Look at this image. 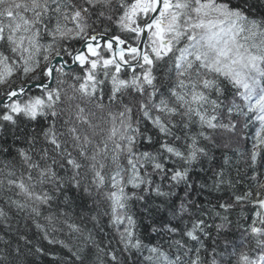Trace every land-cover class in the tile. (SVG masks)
Masks as SVG:
<instances>
[{
    "label": "snow or ice",
    "instance_id": "6c2138e0",
    "mask_svg": "<svg viewBox=\"0 0 264 264\" xmlns=\"http://www.w3.org/2000/svg\"><path fill=\"white\" fill-rule=\"evenodd\" d=\"M22 121L0 264H264V181L195 174L213 147L264 169V0H0V134Z\"/></svg>",
    "mask_w": 264,
    "mask_h": 264
},
{
    "label": "trees",
    "instance_id": "16d2710c",
    "mask_svg": "<svg viewBox=\"0 0 264 264\" xmlns=\"http://www.w3.org/2000/svg\"><path fill=\"white\" fill-rule=\"evenodd\" d=\"M32 126L33 125H28V124H26L25 122L22 121L20 127L23 128L24 131L23 132H19V131L9 130L5 134H0V144H4V145L8 146L11 149V151L14 153L16 147L23 146L22 141L15 139V137L24 135V133H27L28 131H30V128ZM228 150L224 149V148H215V147H213L211 149L210 155L212 157H214V158L213 159H205L202 162V164L197 165L195 167V174L199 175L201 178H207V177H204L203 175L206 174V173H210L208 175V177H210L211 176V171H209V169H215L219 165L224 164V161H225L226 158L228 160H230L229 156L222 155L224 152H227V153H229L232 156V158L229 161V163L225 164L224 166H225L226 171H229L231 173L232 177H235V178L238 179V181H239L238 184H237V190L238 191H244V190L248 189L249 187L255 188L256 179L264 181V175H260V173H264V169H260V168H258L257 171H255V172L250 171L247 168H243L242 172L246 173V174H244L242 176V179L240 177H237L236 167L241 164V161L239 159V154L238 153L234 154L232 151H230V149H228ZM0 158H3V157H0ZM201 168H203L204 171H201ZM254 177L256 179H254ZM209 183H211L210 179H209ZM75 195L76 194H74V193H71V192L69 193V196H73L74 198H75ZM220 196H223L225 199H227L228 194L223 192V191H220V192L212 193V195L209 196L208 191L205 190L203 195L197 197V199L203 200V201H205V203H207L208 199H213V198L220 197ZM80 202H81L80 200L76 201L77 204H79ZM140 207H141L140 205H136L134 210L138 209ZM79 210L80 209H77V211H79ZM138 215L140 217H143L146 214L141 211V212H139ZM230 218L235 220L236 219V214L233 213V215ZM211 223H212V220L209 219V224H211ZM216 223L217 224L220 223L219 219L216 220ZM149 230H150L149 221L147 219H144L143 222L140 225V232L144 236L146 241L148 239V238H146V236H148V237L152 236L151 233L150 234L148 233ZM230 230H232L231 234L233 235V237H229L228 236V232H227L228 240L233 241V242H235L237 244L242 243L243 241L241 239L240 229L235 227V226H233ZM0 235H3V233L0 232ZM152 239L154 241L155 237L152 236ZM209 242H211V241L209 240ZM41 264H43V262H41Z\"/></svg>",
    "mask_w": 264,
    "mask_h": 264
},
{
    "label": "bare ground",
    "instance_id": "6f19581e",
    "mask_svg": "<svg viewBox=\"0 0 264 264\" xmlns=\"http://www.w3.org/2000/svg\"><path fill=\"white\" fill-rule=\"evenodd\" d=\"M113 31H115V29H113ZM228 150V149H227ZM229 151V150H228ZM230 151H232V150H230ZM233 152V151H232ZM222 155H227V156H229L230 157V160H231V158H232V156L229 154V153H227V152H224ZM229 160V161H230ZM210 173H206V174H204L203 176L204 177H208V175H209ZM232 233V230H229L228 231V236L229 237H233V235L231 234Z\"/></svg>",
    "mask_w": 264,
    "mask_h": 264
},
{
    "label": "rangeland",
    "instance_id": "374dc122",
    "mask_svg": "<svg viewBox=\"0 0 264 264\" xmlns=\"http://www.w3.org/2000/svg\"><path fill=\"white\" fill-rule=\"evenodd\" d=\"M148 233L150 234V230L148 231ZM146 238H148V236H146Z\"/></svg>",
    "mask_w": 264,
    "mask_h": 264
}]
</instances>
